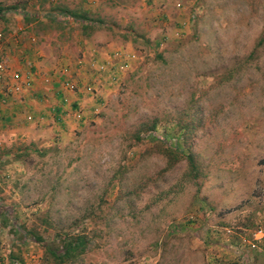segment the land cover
Returning <instances> with one entry per match:
<instances>
[{
	"label": "rangeland",
	"instance_id": "rangeland-1",
	"mask_svg": "<svg viewBox=\"0 0 264 264\" xmlns=\"http://www.w3.org/2000/svg\"><path fill=\"white\" fill-rule=\"evenodd\" d=\"M11 6L72 80L82 61L98 102L35 141L2 121L0 264H48L44 244L23 240L48 241L46 220L87 231L73 264H264V238L250 248L264 231V0H0ZM54 7L112 29L85 37ZM88 53L109 58L115 81L93 76Z\"/></svg>",
	"mask_w": 264,
	"mask_h": 264
},
{
	"label": "crops",
	"instance_id": "crops-1",
	"mask_svg": "<svg viewBox=\"0 0 264 264\" xmlns=\"http://www.w3.org/2000/svg\"><path fill=\"white\" fill-rule=\"evenodd\" d=\"M8 9L3 18H14L17 20L16 24L8 25L2 21L0 31L7 39L4 53L10 67L9 84L15 85L18 90L11 96L4 95L0 91V125L2 126V121L10 125L11 133L20 141L38 140L39 135L46 134L48 124L55 132L56 130L62 133L71 132L76 128L74 118L87 116L98 102V99L93 101L86 94L87 78H83L84 75L80 73L81 66H79V62L82 61L75 63V67L78 68L76 69L78 73L75 74L78 80H72L73 71L66 64L69 61L68 58L65 59L63 68L62 63L57 66L51 62L44 54L34 32L31 29L28 30L32 24L29 27H25V23L20 24L18 12H11ZM115 52L113 51L109 57L114 59ZM101 55V53H88L89 67L95 70L93 76L103 73L115 81V75L111 70L112 74H108L110 73L107 69L109 58L106 57V59ZM12 75H17V78L13 79ZM69 80L77 85L75 90L64 88L63 83ZM79 109L84 110L82 115L78 113ZM28 115H32V121L26 119ZM231 248L234 254L236 248ZM250 262L254 264L253 259Z\"/></svg>",
	"mask_w": 264,
	"mask_h": 264
},
{
	"label": "trees",
	"instance_id": "trees-1",
	"mask_svg": "<svg viewBox=\"0 0 264 264\" xmlns=\"http://www.w3.org/2000/svg\"><path fill=\"white\" fill-rule=\"evenodd\" d=\"M17 7L11 6L8 10L14 11ZM61 13L63 18L62 22L64 23H74L80 26L81 31L85 37H89L92 32L100 28L112 29L109 26H105L102 21L95 20L90 16V12L88 11H78V10H68L66 8L54 7ZM6 9L0 8V18H3ZM53 11V12H55ZM183 127L181 123L178 124ZM155 123L152 122L149 130H153ZM184 131V128H180ZM140 132H136L135 138L137 141L140 140L139 137ZM167 156L173 158L174 161H178L177 156H175V149H166ZM188 163L192 170H194V162L191 157H188ZM170 168V166H169ZM45 225L47 228L55 231L54 235L50 237L48 241L43 239L35 232L26 233L23 237L24 241H28L29 239L36 242L42 243L45 247L44 253V261L43 263L48 264H73L77 262L87 251L88 246L90 245L91 239L86 230L84 231H75L71 229L65 228H57L54 227L51 222L48 220L45 221Z\"/></svg>",
	"mask_w": 264,
	"mask_h": 264
},
{
	"label": "built area",
	"instance_id": "built-area-1",
	"mask_svg": "<svg viewBox=\"0 0 264 264\" xmlns=\"http://www.w3.org/2000/svg\"><path fill=\"white\" fill-rule=\"evenodd\" d=\"M178 7L180 5H177ZM6 42H7V39H6V36L5 34L0 31V91L1 93H3L4 95H13L15 92H17V87L15 85H10L9 84V77H10V67L8 65V62H7V59H6V56H5V53H4V48H5V45H6ZM122 56V53L120 52H116L115 53V57H121ZM128 56H124L120 61H122L119 65V67H117V70L118 69H124V68H127V61H128ZM13 79H16L17 78V75H12L11 76ZM63 86L64 88L66 89H70V90H75V88L77 87V85L73 84L71 80L69 81H65L63 83ZM85 90L88 92L90 91L87 87H85ZM26 119L28 121H32L33 120V117L32 115H28L26 117ZM254 242L251 244V249H256V242L258 240H261L262 238H264V231H262L261 229L257 230L255 233H254ZM235 249V248H234ZM239 251H236L235 254L239 255ZM243 260V259H242ZM229 264H242V261H233L232 263H229Z\"/></svg>",
	"mask_w": 264,
	"mask_h": 264
}]
</instances>
